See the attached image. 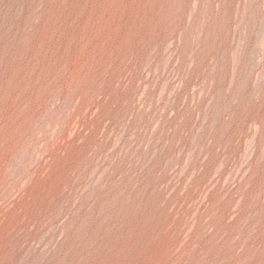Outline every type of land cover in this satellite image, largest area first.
I'll use <instances>...</instances> for the list:
<instances>
[{
  "label": "rangeland",
  "instance_id": "rangeland-1",
  "mask_svg": "<svg viewBox=\"0 0 264 264\" xmlns=\"http://www.w3.org/2000/svg\"><path fill=\"white\" fill-rule=\"evenodd\" d=\"M0 264H264V0H0Z\"/></svg>",
  "mask_w": 264,
  "mask_h": 264
}]
</instances>
